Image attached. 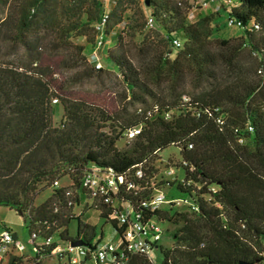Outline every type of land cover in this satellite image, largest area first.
<instances>
[{"label":"trees","instance_id":"trees-1","mask_svg":"<svg viewBox=\"0 0 264 264\" xmlns=\"http://www.w3.org/2000/svg\"><path fill=\"white\" fill-rule=\"evenodd\" d=\"M195 1L143 0L137 18L108 47L110 27L126 19L120 0L106 10L100 0H0L6 10L0 18V206L22 216L28 238L80 239L93 251L102 233L96 237V226L81 219L91 208L118 233L111 253L116 262L153 264L151 257L126 252L123 226L110 218L112 207L82 184L84 173L94 169L122 176L113 196L132 215L180 224L171 247L156 244L157 263L264 264V0H219L215 11L208 7L211 0L206 7ZM187 7L203 10L188 20ZM104 11L96 68L90 52ZM221 26L235 27L238 35L220 37ZM154 28L163 38L147 33ZM80 37L92 39L87 52L74 41ZM127 43L133 44L132 56ZM243 49L257 59L252 70L259 79L240 67ZM109 72L121 86L116 98L74 88ZM189 75L204 86L191 96L181 88ZM53 99L62 109L57 124ZM132 128L139 131L127 139ZM120 138L123 147L116 145ZM171 145L179 150L176 166L183 178L164 184L182 194L176 197L152 181L158 152ZM63 178L74 187L72 194L55 186ZM47 187L50 196L33 206ZM158 190L188 202L168 201L152 210L148 202ZM76 205L79 213L68 217L63 208ZM71 220L77 221L73 235ZM53 246L38 247L34 260L52 255ZM22 260L14 256L7 264Z\"/></svg>","mask_w":264,"mask_h":264},{"label":"rangeland","instance_id":"rangeland-1","mask_svg":"<svg viewBox=\"0 0 264 264\" xmlns=\"http://www.w3.org/2000/svg\"><path fill=\"white\" fill-rule=\"evenodd\" d=\"M105 10L108 8H111L114 4H117V0H100ZM120 6L124 7L126 10L124 12L126 19L119 25L115 27H110L106 46H111L116 40V36L119 33V30H121L125 24H131L133 22V19L137 18V15L135 14V11L138 7H142L143 0H120ZM219 0H211L209 1V8L216 10L215 3H217ZM187 19L188 20H194L196 19V16L203 10V9H191L190 7H187ZM148 14V11H146ZM6 14V10L4 7H0V18L4 17ZM216 14H214V17ZM224 17V15L222 16ZM223 20V19H222ZM222 22L220 21V24ZM215 22L211 23V26H214ZM222 27V26H221ZM126 30V28L124 29ZM235 27H226L223 26L222 29L218 32V35L220 37L228 38V37H236L238 35V32H235ZM152 37L155 39H161L163 38V31L159 30L158 28H154L153 30L148 31ZM137 39V36H135ZM134 38V39H135ZM74 41L76 43L82 44L85 47V52H87V48L92 41V39H87L85 37L75 38ZM166 50L169 49V47L165 48ZM127 50H129V53L132 55L135 54L133 44L127 43ZM175 51H172V54H174ZM238 63L241 65L240 67L243 68V71L247 76H252L254 78L259 79V73L258 71H253L252 68H254L255 63L257 59L248 52V50L243 49L238 54ZM103 63L106 66H110V61L103 60ZM198 83L194 81L192 76H187L185 80L183 81V84L181 88L183 89V92L186 93V95H193L201 90L204 89V86H197ZM164 87V86H162ZM75 89L78 90H85L89 93H94L96 95H106L109 96L110 99L116 98L118 96V93L121 91V86L118 83V79L116 75L112 72H109V74L105 75L104 77L96 80H86L82 84H77L74 86ZM263 96H264V90H263ZM62 109L60 104L54 103L52 104V121L54 124H57L61 118ZM241 143L240 141H238ZM124 144H126L124 138H120L116 145L118 147H123ZM181 161L179 150L174 146H168L164 148L163 150L158 152L157 158L154 160V168L155 173L153 175L152 181L154 184H156L158 187L161 188V190L166 194V196H181L182 194L175 189V187L169 188L166 187L164 184L165 181H177L181 180L183 178V173L181 169L176 166L179 165ZM55 186H66L67 191L72 194L74 191V187H72L71 182L63 178L58 181ZM52 192V188L47 187L39 190L37 195L34 197L32 205L36 206L39 203H41L43 200H45L48 196H50ZM63 211L68 215L74 216L75 214H72V210H66L63 208ZM70 217V216H68ZM82 220H86L88 223L94 224L96 226V237H102V242H109L113 244L119 243V236L112 224L103 218L99 217L98 213L95 212L93 209L89 208L86 210L85 216L81 217ZM77 221L71 220L69 223V232L71 235L75 232ZM180 224H167L166 222H161L160 226L163 229L162 237L159 240V244L162 247H171L173 245V237L172 232L175 228H177ZM167 227V231L165 230ZM6 228L9 231H13L17 234V241L24 245L23 249H17V248H10L9 254L5 256L2 260V264H7L8 259L12 256H19L23 257V260L20 264H68L67 260L64 258L57 259L56 256L50 255V256H44L40 257L39 263L34 260V257L36 256L34 251L32 250L31 244H28V230L25 226V223L23 221L22 216L15 213L13 210L9 209L5 206H0V229ZM151 259L153 261V264H156L159 261L160 252L157 248H154L151 252ZM82 260L83 257H80ZM60 260V262H59ZM85 264H97L94 257H91L90 259L85 261Z\"/></svg>","mask_w":264,"mask_h":264},{"label":"built area","instance_id":"built-area-1","mask_svg":"<svg viewBox=\"0 0 264 264\" xmlns=\"http://www.w3.org/2000/svg\"><path fill=\"white\" fill-rule=\"evenodd\" d=\"M196 4L201 7H206L207 0H196ZM108 14L104 11L100 17L99 21L95 24V46L91 50L90 54L94 59V66L96 68L100 67V62L98 61V47L102 43L103 38V28L107 22ZM145 24L148 27L152 26V20L150 17L146 18ZM172 43L175 46H179L180 43L177 38H173ZM186 99L185 96H183ZM56 103V99L52 100ZM138 128H132L127 130L126 138H132L136 133H138ZM240 141V140H239ZM185 164V162H182ZM136 178L142 176V172L137 168L134 172ZM122 176L114 177L111 172H100L97 170H90L84 173L82 177V184L90 189L92 194L102 198L103 202L109 204L112 207L110 218L115 219L120 226H123V238L125 241V250L130 254H139L151 257V252L156 248V244L159 242L162 234V228L158 221L154 218L143 219L139 213L132 215L128 204L116 203V198L113 196L117 193L118 186L122 182ZM54 184H57L55 181ZM133 184L128 183L127 188H133ZM69 194V192H67ZM172 201L176 204H185L188 201L184 199H167L165 194L158 190L155 191L150 198L148 205L150 209H156L161 204ZM70 203V202H69ZM120 207H118L119 205ZM118 205V206H117ZM52 236H47L44 239L37 241L35 233H32L28 238V244H31L34 253H37V248L40 246L54 245L51 252L52 255L62 256L67 260L69 264H81L80 257H94L97 264H104L109 262V264H121L116 262L113 255L111 254L115 251V245L112 243H102L91 251L85 245H72L71 242L67 243H55ZM10 248L23 249L24 245L19 243L7 229L0 230V264H2L3 258L8 255ZM159 264V263H156Z\"/></svg>","mask_w":264,"mask_h":264},{"label":"crops","instance_id":"crops-1","mask_svg":"<svg viewBox=\"0 0 264 264\" xmlns=\"http://www.w3.org/2000/svg\"><path fill=\"white\" fill-rule=\"evenodd\" d=\"M80 205H76V206H74L73 208H72V212L73 213H75V215H77L78 213H79V211H80ZM85 213H86V210L84 211V215L83 216H85ZM83 221H86V220H83ZM68 228H69V224H68ZM3 229H6V228H3ZM0 230H2V229H0ZM8 230V229H7ZM11 233H13L14 234V238L15 239H17V234L15 233V232H13V231H11ZM100 243H109V242H102V237H100ZM113 244V243H112ZM113 245H115V244H113ZM15 255H12L11 257H10V259L12 258V257H14ZM91 257H86V258H83L82 260H81V264H85V261L86 260H88V259H90ZM9 260V259H8ZM61 263V262H60ZM104 264H109V262H105Z\"/></svg>","mask_w":264,"mask_h":264},{"label":"water","instance_id":"water-1","mask_svg":"<svg viewBox=\"0 0 264 264\" xmlns=\"http://www.w3.org/2000/svg\"><path fill=\"white\" fill-rule=\"evenodd\" d=\"M71 244L72 245H83L84 243L82 240L78 239V240L71 241Z\"/></svg>","mask_w":264,"mask_h":264}]
</instances>
